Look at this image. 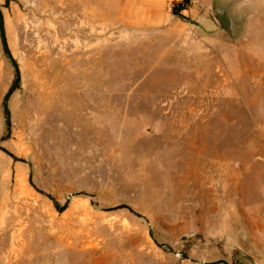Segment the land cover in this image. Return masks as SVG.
Returning <instances> with one entry per match:
<instances>
[{
    "label": "rangeland",
    "instance_id": "374dc122",
    "mask_svg": "<svg viewBox=\"0 0 264 264\" xmlns=\"http://www.w3.org/2000/svg\"><path fill=\"white\" fill-rule=\"evenodd\" d=\"M183 1L0 0V264H264V0Z\"/></svg>",
    "mask_w": 264,
    "mask_h": 264
},
{
    "label": "crops",
    "instance_id": "0c3cea01",
    "mask_svg": "<svg viewBox=\"0 0 264 264\" xmlns=\"http://www.w3.org/2000/svg\"><path fill=\"white\" fill-rule=\"evenodd\" d=\"M181 0H128V24H163L169 22L173 15L166 7L169 2ZM187 1V0H184Z\"/></svg>",
    "mask_w": 264,
    "mask_h": 264
},
{
    "label": "water",
    "instance_id": "95a60500",
    "mask_svg": "<svg viewBox=\"0 0 264 264\" xmlns=\"http://www.w3.org/2000/svg\"><path fill=\"white\" fill-rule=\"evenodd\" d=\"M212 12L220 26L233 41L237 42L242 38L245 30L246 15L239 13L235 9V0H212ZM0 34L5 44L1 19ZM18 80L16 75L14 84H17Z\"/></svg>",
    "mask_w": 264,
    "mask_h": 264
},
{
    "label": "trees",
    "instance_id": "16d2710c",
    "mask_svg": "<svg viewBox=\"0 0 264 264\" xmlns=\"http://www.w3.org/2000/svg\"><path fill=\"white\" fill-rule=\"evenodd\" d=\"M187 1H183V3L185 4ZM181 5H176L172 8V11L177 14L178 10H181Z\"/></svg>",
    "mask_w": 264,
    "mask_h": 264
}]
</instances>
